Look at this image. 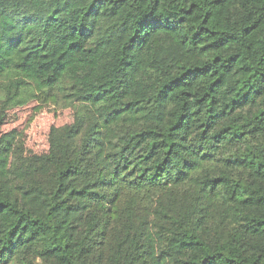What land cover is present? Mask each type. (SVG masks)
<instances>
[{
  "label": "trees",
  "instance_id": "obj_1",
  "mask_svg": "<svg viewBox=\"0 0 264 264\" xmlns=\"http://www.w3.org/2000/svg\"><path fill=\"white\" fill-rule=\"evenodd\" d=\"M0 264H264V0H0Z\"/></svg>",
  "mask_w": 264,
  "mask_h": 264
},
{
  "label": "rangeland",
  "instance_id": "obj_2",
  "mask_svg": "<svg viewBox=\"0 0 264 264\" xmlns=\"http://www.w3.org/2000/svg\"><path fill=\"white\" fill-rule=\"evenodd\" d=\"M75 108L76 104L68 106L62 103L30 101L24 106L7 111L2 131L17 132L28 152L42 154L48 148L49 128L69 123Z\"/></svg>",
  "mask_w": 264,
  "mask_h": 264
}]
</instances>
